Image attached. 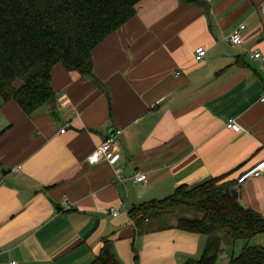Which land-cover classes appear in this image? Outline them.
<instances>
[{
  "label": "crops",
  "instance_id": "obj_1",
  "mask_svg": "<svg viewBox=\"0 0 264 264\" xmlns=\"http://www.w3.org/2000/svg\"><path fill=\"white\" fill-rule=\"evenodd\" d=\"M206 1L208 10L143 0L92 53L105 90L57 64L55 107L29 116L0 97V264H92L107 238L121 264L199 259L207 236L164 216L139 232L129 211L227 174L239 202L264 216V174L239 184L264 161V0ZM240 24L236 46L229 37ZM231 118L242 132L227 128ZM118 129L125 182L107 162H89ZM223 237L225 259L238 257L244 242Z\"/></svg>",
  "mask_w": 264,
  "mask_h": 264
},
{
  "label": "trees",
  "instance_id": "obj_2",
  "mask_svg": "<svg viewBox=\"0 0 264 264\" xmlns=\"http://www.w3.org/2000/svg\"><path fill=\"white\" fill-rule=\"evenodd\" d=\"M142 1L0 0L2 100L16 102L29 116L45 105L55 107L57 96L51 82L57 64L105 90L95 74L92 53L136 16ZM178 1L209 9L206 0ZM228 177H217L196 187L181 186L166 199L133 207L129 216L139 232H151L160 228L163 216L177 210L201 213L202 218L181 217L177 221L178 229L208 237L202 256L184 264H218L223 236L236 242L264 233V216L245 208L233 196L236 183ZM103 244L92 264H121L113 254L112 241L107 238ZM227 264H264V247L247 245Z\"/></svg>",
  "mask_w": 264,
  "mask_h": 264
},
{
  "label": "built area",
  "instance_id": "obj_3",
  "mask_svg": "<svg viewBox=\"0 0 264 264\" xmlns=\"http://www.w3.org/2000/svg\"><path fill=\"white\" fill-rule=\"evenodd\" d=\"M264 14V9H263ZM246 29L245 24H240L230 35L229 40L233 45L240 46L243 43V36L242 33ZM207 48L205 46H201L196 49L195 52V60L196 61H203V59L207 55ZM253 58H260L259 53H254ZM262 101H264V97L262 98ZM227 128L234 131L235 133H240L244 129L242 126L238 123V121L234 118H231L227 122ZM62 133L65 132V130L61 131ZM123 135V131L118 129L116 130L112 135H110L102 144L97 146V148L94 150L92 155L89 158V162L91 164H96L101 161L107 162L112 168L114 172V179L116 182H125L126 176L123 173V170L119 167H117V163L119 162L121 158V151L119 148V139ZM20 166L16 167L13 171L18 172L20 170ZM264 174V161L260 164L254 166L253 168H250L239 179V184H244L246 181H248L252 177H258L260 175ZM135 180L137 182H144L147 180V175L143 173H138L135 175ZM3 184L2 180H0V186ZM112 215L114 217H117L119 215V211L117 209L112 210ZM1 251V249H0ZM227 257L225 249H222L219 254V260H223ZM9 264H20L17 261H11Z\"/></svg>",
  "mask_w": 264,
  "mask_h": 264
},
{
  "label": "rangeland",
  "instance_id": "obj_4",
  "mask_svg": "<svg viewBox=\"0 0 264 264\" xmlns=\"http://www.w3.org/2000/svg\"><path fill=\"white\" fill-rule=\"evenodd\" d=\"M181 217L202 218V214L201 213H197V212H195L193 210H189V209H180V210H177L174 213L165 215L164 216V220L162 221V224L170 225L174 221L178 220ZM262 236H264V235L258 234V235L254 236V237H252L251 239H248V240H245V239L244 240H238L236 243L241 244V242H244V246L249 245V246H252V247H255V246H263L264 247V240H263L264 237H262ZM230 260L231 259H224L223 261L219 260L218 264H225V263H228Z\"/></svg>",
  "mask_w": 264,
  "mask_h": 264
},
{
  "label": "water",
  "instance_id": "obj_5",
  "mask_svg": "<svg viewBox=\"0 0 264 264\" xmlns=\"http://www.w3.org/2000/svg\"><path fill=\"white\" fill-rule=\"evenodd\" d=\"M232 194H233L234 197H238V190L236 188H234L232 190Z\"/></svg>",
  "mask_w": 264,
  "mask_h": 264
}]
</instances>
